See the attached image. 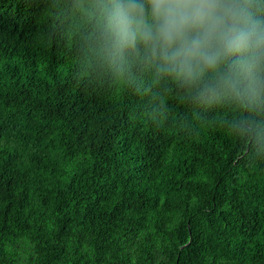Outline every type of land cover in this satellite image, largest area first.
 Wrapping results in <instances>:
<instances>
[{
	"label": "trees",
	"instance_id": "trees-1",
	"mask_svg": "<svg viewBox=\"0 0 264 264\" xmlns=\"http://www.w3.org/2000/svg\"><path fill=\"white\" fill-rule=\"evenodd\" d=\"M90 5L0 0V264H264V113L105 61Z\"/></svg>",
	"mask_w": 264,
	"mask_h": 264
},
{
	"label": "clouds",
	"instance_id": "clouds-1",
	"mask_svg": "<svg viewBox=\"0 0 264 264\" xmlns=\"http://www.w3.org/2000/svg\"><path fill=\"white\" fill-rule=\"evenodd\" d=\"M102 59H137L205 104L230 107L251 129L264 113V0H91ZM248 113V118L243 117Z\"/></svg>",
	"mask_w": 264,
	"mask_h": 264
}]
</instances>
